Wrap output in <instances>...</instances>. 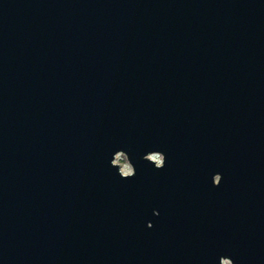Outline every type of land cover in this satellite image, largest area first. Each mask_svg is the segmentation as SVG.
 <instances>
[{"label": "water", "instance_id": "water-1", "mask_svg": "<svg viewBox=\"0 0 264 264\" xmlns=\"http://www.w3.org/2000/svg\"><path fill=\"white\" fill-rule=\"evenodd\" d=\"M227 263L264 264V0H0V264Z\"/></svg>", "mask_w": 264, "mask_h": 264}, {"label": "built area", "instance_id": "built-area-1", "mask_svg": "<svg viewBox=\"0 0 264 264\" xmlns=\"http://www.w3.org/2000/svg\"><path fill=\"white\" fill-rule=\"evenodd\" d=\"M117 162H122L123 164V171H125L126 173H131L132 172V166L130 165V163L128 162L126 156L123 153H119L116 156V160L115 163Z\"/></svg>", "mask_w": 264, "mask_h": 264}, {"label": "bare ground", "instance_id": "bare-ground-1", "mask_svg": "<svg viewBox=\"0 0 264 264\" xmlns=\"http://www.w3.org/2000/svg\"><path fill=\"white\" fill-rule=\"evenodd\" d=\"M227 264H229V263H227Z\"/></svg>", "mask_w": 264, "mask_h": 264}]
</instances>
